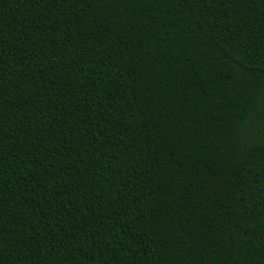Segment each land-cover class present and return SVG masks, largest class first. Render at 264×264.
I'll use <instances>...</instances> for the list:
<instances>
[{
  "label": "trees",
  "instance_id": "1",
  "mask_svg": "<svg viewBox=\"0 0 264 264\" xmlns=\"http://www.w3.org/2000/svg\"><path fill=\"white\" fill-rule=\"evenodd\" d=\"M264 0H0V264H264Z\"/></svg>",
  "mask_w": 264,
  "mask_h": 264
},
{
  "label": "rangeland",
  "instance_id": "2",
  "mask_svg": "<svg viewBox=\"0 0 264 264\" xmlns=\"http://www.w3.org/2000/svg\"><path fill=\"white\" fill-rule=\"evenodd\" d=\"M261 124H264V121Z\"/></svg>",
  "mask_w": 264,
  "mask_h": 264
}]
</instances>
